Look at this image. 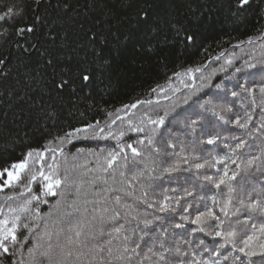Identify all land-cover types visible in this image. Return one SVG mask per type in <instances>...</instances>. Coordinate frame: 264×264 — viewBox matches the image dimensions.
I'll return each instance as SVG.
<instances>
[{
    "label": "trees",
    "instance_id": "1",
    "mask_svg": "<svg viewBox=\"0 0 264 264\" xmlns=\"http://www.w3.org/2000/svg\"><path fill=\"white\" fill-rule=\"evenodd\" d=\"M5 15L0 172L27 167L0 176V221L19 217L0 264H49L48 245L78 227L94 251L68 245L64 264H249L209 233L231 223L238 247L264 243V213L241 206L264 205V0H0ZM45 176L61 180L55 194ZM209 210L218 220L193 223Z\"/></svg>",
    "mask_w": 264,
    "mask_h": 264
},
{
    "label": "snow or ice",
    "instance_id": "2",
    "mask_svg": "<svg viewBox=\"0 0 264 264\" xmlns=\"http://www.w3.org/2000/svg\"><path fill=\"white\" fill-rule=\"evenodd\" d=\"M249 0H237V4L239 7H243L244 5L248 4ZM14 14V13H13ZM8 16H0V20H5L7 19ZM28 31H32L31 28L27 29ZM21 31H23V29H21ZM177 35H179V32L177 33ZM184 39L187 41H192L193 40V36L192 35H185ZM253 69H256V65H251L250 66ZM258 74H260L261 76H264V66H261L258 70ZM84 80H89L90 77L88 75H84L82 77ZM66 83V82H63ZM63 83L61 84V86H63ZM262 92H264V88L261 89ZM167 115V114H166ZM150 123L154 124V125H158V126H163L165 124V120L163 117H161L159 120H153L150 121ZM196 121H192L190 124V127H195L196 125ZM237 124H239V120L236 121ZM241 127H244V125H240ZM140 131H143V129H140ZM157 130L153 129V132L155 133ZM68 136H71V133L67 134ZM138 143L143 144V141H138ZM148 143L151 145L153 143V140L150 138L148 140ZM208 144H213L214 141L212 139H208L207 140ZM128 147L131 149V152L133 154V157L136 156H141L142 153L135 147H133L132 145H128ZM32 153H28V156L31 157ZM119 153H109L108 154V166L112 167V165L115 163V161L117 160ZM249 163L251 164L252 161H249ZM27 167V161H22L19 163H15L11 166V168L13 170H8L5 169L4 172H0V176H3L5 173L8 177L7 183H11L12 181L18 180L20 178V172H22L24 169H26ZM196 167L199 169L201 167H203V165L197 164ZM123 174V173H121ZM41 175H43V173H41ZM236 173L232 174L231 179H235L236 178ZM228 176V173L225 172V177ZM33 179H35V177H33ZM45 180L48 181V183L45 185V189L48 193L50 194H55V192L53 191L54 186L55 187H59L61 184V180L60 179H53L52 176H45ZM225 183V179L221 178L220 181L218 183H216V187L219 188L221 184ZM229 191H234V189L229 186ZM119 202V201H117ZM230 203V201H229ZM241 206L245 207L248 211L251 212H255V211H260L262 213H264V205H261L259 201L253 202V203H249L247 205H244L243 201H241ZM224 209H222L223 211ZM237 211H239V209H237ZM118 215V214H116ZM225 215H228V213L225 211ZM208 217H211L213 220H218V217L215 216V214L213 212H211V210H209L207 213H201L200 215H198L196 217V219L193 221V223L196 224H201L204 223L206 221V219ZM19 220V217H15L12 221H11V227H9V220L4 219L2 221H0V249L3 250L4 253L8 252V247L6 246L5 242L8 241L9 239H11L12 241H16L17 240V234H16V228H17V221ZM179 227V225H178ZM215 231L214 233H209L210 235L214 234L216 237H219L222 239L223 243L220 245L221 248L225 247L226 245H232V248L236 251H239L240 253H242L245 257L249 258V264H251V257L254 256H261L264 257V243L259 244V252L256 251L253 248V240L255 239V237L253 236H248L247 239H242L241 240V244L242 246L238 247L236 244L237 238L239 236V232L237 231V228L234 227L231 223H229L228 227L225 228L223 226V222L217 223L215 225ZM74 231V237H67L66 238V244L65 245H60L57 244L55 246V249H58L59 251L56 252L53 245L49 244L48 245V249L42 253V255L49 257V264H64V261L62 259L57 258L58 256H63V255H73V251L69 250L67 251V253H65V248L68 245H75V251L77 256H88L91 255V253L94 251V248H90L89 247V240L92 239L93 237L91 236V234L89 232L84 231L83 227H78L76 229H73ZM115 232L119 233L121 231V228H116L114 229ZM200 231H204V228H200ZM260 231L262 233H264V226L261 227ZM125 240H127V237H124ZM138 247V245H137ZM161 248L163 249L164 246L163 244H161ZM85 249L87 251H85ZM100 251H104L103 248H100ZM169 251L168 249H164V251H162L161 253H159V259L160 261H165L166 260V256H165V252ZM119 252V250H118ZM129 249L127 246H125L123 248L122 252H119L118 255H116L114 257L115 260H124V259H130V257H126L124 254L128 253ZM132 253L136 252V249L133 248L131 249ZM108 254L111 256L113 254V250L111 248L108 249ZM217 255H219V253H217ZM237 259H239V257H237ZM88 264H91V261L88 262ZM109 264H111V262H109ZM262 264H264V261H262Z\"/></svg>",
    "mask_w": 264,
    "mask_h": 264
},
{
    "label": "bare ground",
    "instance_id": "3",
    "mask_svg": "<svg viewBox=\"0 0 264 264\" xmlns=\"http://www.w3.org/2000/svg\"><path fill=\"white\" fill-rule=\"evenodd\" d=\"M193 81H194V77H192ZM142 102H137L135 104H133L129 109H128V113H130L131 111H133L135 108H137ZM57 155L59 154V151L56 153ZM41 175V174H40ZM42 177V176H41ZM37 178H35L33 181H32V184L35 182Z\"/></svg>",
    "mask_w": 264,
    "mask_h": 264
},
{
    "label": "rangeland",
    "instance_id": "4",
    "mask_svg": "<svg viewBox=\"0 0 264 264\" xmlns=\"http://www.w3.org/2000/svg\"><path fill=\"white\" fill-rule=\"evenodd\" d=\"M12 170H13V169H12ZM21 173H22V172H20V177H21ZM41 176H42V175H40L39 177H41ZM7 180H8V179H7ZM12 182H13V181H12Z\"/></svg>",
    "mask_w": 264,
    "mask_h": 264
}]
</instances>
